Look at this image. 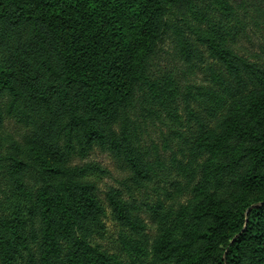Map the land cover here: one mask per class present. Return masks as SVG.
<instances>
[{
	"label": "trees",
	"instance_id": "obj_1",
	"mask_svg": "<svg viewBox=\"0 0 264 264\" xmlns=\"http://www.w3.org/2000/svg\"><path fill=\"white\" fill-rule=\"evenodd\" d=\"M0 264H264V0H0Z\"/></svg>",
	"mask_w": 264,
	"mask_h": 264
},
{
	"label": "rangeland",
	"instance_id": "obj_2",
	"mask_svg": "<svg viewBox=\"0 0 264 264\" xmlns=\"http://www.w3.org/2000/svg\"><path fill=\"white\" fill-rule=\"evenodd\" d=\"M256 36L253 38L254 40H257ZM244 46L251 48L250 44L247 42L244 43ZM6 130L14 135H18L20 132L18 126H15L12 123L7 124ZM87 160L97 161L109 171V175L102 177L99 182V187L101 190H105L108 186H118V181L126 174L125 170L122 169L116 162H114L106 153L100 152L98 150H95L93 153H91Z\"/></svg>",
	"mask_w": 264,
	"mask_h": 264
}]
</instances>
